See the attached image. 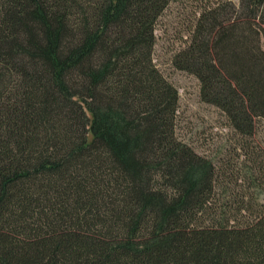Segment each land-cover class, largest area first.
Here are the masks:
<instances>
[{"label":"trees","instance_id":"1","mask_svg":"<svg viewBox=\"0 0 264 264\" xmlns=\"http://www.w3.org/2000/svg\"><path fill=\"white\" fill-rule=\"evenodd\" d=\"M170 1L0 0V264H264V154L252 198L175 137L152 60ZM173 67L252 139L264 0L206 7Z\"/></svg>","mask_w":264,"mask_h":264},{"label":"rangeland","instance_id":"2","mask_svg":"<svg viewBox=\"0 0 264 264\" xmlns=\"http://www.w3.org/2000/svg\"><path fill=\"white\" fill-rule=\"evenodd\" d=\"M220 1L222 0H171L154 28L152 60L178 94L174 122L177 140L209 160L217 171L234 169L239 175L238 186L232 184L228 189L234 190L237 195L245 193L255 198L260 191L249 185L252 173L248 170L245 154L249 151L264 154V122L256 121L252 139L241 140L218 109L202 103L198 81L173 67L175 55L189 44L201 11ZM223 1L237 4V0ZM228 195L230 192L226 193ZM258 201L264 202V196H259Z\"/></svg>","mask_w":264,"mask_h":264}]
</instances>
